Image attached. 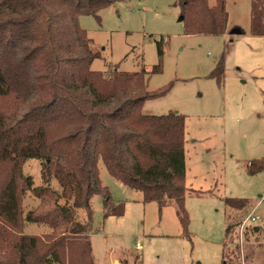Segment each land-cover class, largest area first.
I'll use <instances>...</instances> for the list:
<instances>
[{"label": "trees", "instance_id": "trees-1", "mask_svg": "<svg viewBox=\"0 0 264 264\" xmlns=\"http://www.w3.org/2000/svg\"><path fill=\"white\" fill-rule=\"evenodd\" d=\"M117 1L0 0V264H96L90 237L93 196L103 195L105 217L125 214V203H114L102 185L100 159L113 177L141 191L145 203L157 202L160 211L175 205L191 240L185 206L186 115L143 111L147 100L166 96L174 82L150 91L145 69H92L102 51L81 17L100 21L99 12ZM175 5L186 34L228 31L227 0H177ZM231 30L245 33L239 26ZM251 33L264 36V0H251ZM161 71L158 64L151 72ZM224 73L225 53L210 77L222 84ZM29 159L40 161L42 185L35 186L33 176L25 174ZM248 168L251 174L264 170V158L250 161ZM53 180L60 191L52 188ZM27 192L40 204L25 214ZM224 201L235 210L249 204L245 198ZM80 209L87 212L86 222L77 219ZM28 223L50 231L26 233ZM233 227L227 226V238ZM260 228L252 232L264 233ZM232 256L224 252L225 264H238Z\"/></svg>", "mask_w": 264, "mask_h": 264}, {"label": "rangeland", "instance_id": "rangeland-1", "mask_svg": "<svg viewBox=\"0 0 264 264\" xmlns=\"http://www.w3.org/2000/svg\"><path fill=\"white\" fill-rule=\"evenodd\" d=\"M176 1L119 0L99 12L100 21L92 15L81 17L82 27L102 51L92 69L151 72L161 64V72H148V90L170 82L174 86L166 96L147 100L143 111L186 115L185 206L191 240L183 233L175 205L160 211L157 202L145 203L141 191L113 177L100 159L102 185L108 187L114 203L117 199L125 203V214L105 217L100 202L103 195L92 198L90 237L95 263L225 264L227 250L238 264H263L264 233L252 230L264 227V170L251 174L248 164L264 158V39L252 36L251 0H227L228 26L245 30L233 42L227 34H186ZM164 38L168 42L164 43ZM159 49L164 51L162 57ZM223 53L225 73L219 84L210 74ZM41 170L37 159L24 164V172L33 176L35 186L44 183ZM51 186L61 190L56 180ZM227 197L245 198L249 204L235 210L226 205ZM39 204L40 200L27 192L25 214ZM254 208L262 221L242 228L239 223ZM77 219L86 222V210L80 209ZM230 224L234 227L227 238ZM48 231L45 225L28 223L25 227L29 234ZM237 244L239 253L235 252Z\"/></svg>", "mask_w": 264, "mask_h": 264}, {"label": "built area", "instance_id": "built-area-1", "mask_svg": "<svg viewBox=\"0 0 264 264\" xmlns=\"http://www.w3.org/2000/svg\"><path fill=\"white\" fill-rule=\"evenodd\" d=\"M163 42H168V39L164 38ZM258 221H262V218L259 215H256V209H253V211L242 222H240V226L245 229L247 226H250L251 224H254ZM136 246L138 249H142V244L140 241L136 243Z\"/></svg>", "mask_w": 264, "mask_h": 264}, {"label": "crops", "instance_id": "crops-1", "mask_svg": "<svg viewBox=\"0 0 264 264\" xmlns=\"http://www.w3.org/2000/svg\"><path fill=\"white\" fill-rule=\"evenodd\" d=\"M237 26V25H236ZM230 29V30H229ZM232 28L231 27H229L228 26V30L229 31H227L225 34H223V35H220V36H225L226 34L228 35V37H229V39L231 40V42H233L234 40H235V38H237V37H239L240 35H243V34H240V33H237V32H235V31H233V30H231ZM252 36H256V37H259V38H263L264 39V36H257V35H252ZM147 71V70H146ZM147 72H149V74L151 73L150 71H147ZM177 112H179V111H177ZM186 171H187V166H186ZM186 177H187V173H186ZM187 187V186H186ZM192 190H194V189H192ZM94 197V196H93ZM94 200V199H93ZM117 201L118 202H120V200H118L117 199ZM100 202H102V206H103V201H100ZM117 202V203H118ZM256 208V207H255ZM254 208V209H255ZM115 264H123L122 262H121V260H117L116 261V263Z\"/></svg>", "mask_w": 264, "mask_h": 264}, {"label": "water", "instance_id": "water-1", "mask_svg": "<svg viewBox=\"0 0 264 264\" xmlns=\"http://www.w3.org/2000/svg\"><path fill=\"white\" fill-rule=\"evenodd\" d=\"M180 21H181V18H180Z\"/></svg>", "mask_w": 264, "mask_h": 264}]
</instances>
